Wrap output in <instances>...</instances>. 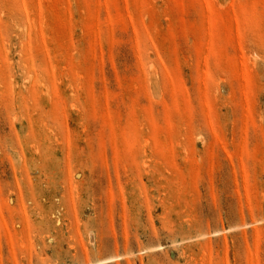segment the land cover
Returning <instances> with one entry per match:
<instances>
[{
  "label": "rangeland",
  "instance_id": "obj_1",
  "mask_svg": "<svg viewBox=\"0 0 264 264\" xmlns=\"http://www.w3.org/2000/svg\"><path fill=\"white\" fill-rule=\"evenodd\" d=\"M0 264H264V0H0Z\"/></svg>",
  "mask_w": 264,
  "mask_h": 264
}]
</instances>
